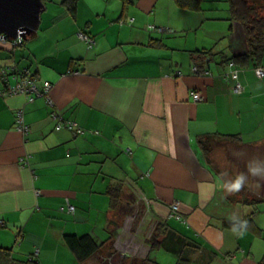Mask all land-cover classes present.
Returning <instances> with one entry per match:
<instances>
[{"label":"crops","instance_id":"1","mask_svg":"<svg viewBox=\"0 0 264 264\" xmlns=\"http://www.w3.org/2000/svg\"><path fill=\"white\" fill-rule=\"evenodd\" d=\"M49 2L44 25L25 41L24 58L5 61L51 85L48 104L42 96L27 101L23 93L0 91V244L16 256L34 254L36 264H75L64 233L101 243L123 228L106 192L119 179V205L142 216L133 230L108 240L120 252L115 264H128L131 254L175 264L171 251L150 248L158 220L184 241L176 246L190 264H205V251L217 253L208 264H264V226L256 222L261 231L238 238L222 225L225 217H240L232 207L243 208L226 198L198 145L199 137L218 133L252 145L264 139V75L241 56L247 46L240 24L227 18L228 4L190 10L175 0H77L73 16L62 0ZM213 9L223 12L208 13ZM81 30L91 47L78 39ZM195 49L207 55L193 56ZM258 65L264 70V57ZM19 108L27 132L17 129ZM60 117L84 131L58 128ZM129 193L139 199L128 201ZM66 201L75 205L73 214L59 210ZM173 204L181 219L171 216ZM119 244L132 248L121 251ZM101 257L85 264H105Z\"/></svg>","mask_w":264,"mask_h":264},{"label":"trees","instance_id":"2","mask_svg":"<svg viewBox=\"0 0 264 264\" xmlns=\"http://www.w3.org/2000/svg\"><path fill=\"white\" fill-rule=\"evenodd\" d=\"M122 1L126 3L131 2V0H122ZM226 1L228 4L227 18L230 21H236L242 27V39L246 43L247 50L246 53L241 54V56L245 58L247 57L248 60L250 61L252 60L257 69L260 67V65L258 64L260 63L261 59L264 57V0H226ZM201 2L202 0H175V3L179 7L190 10H200L202 8ZM62 3L66 5L67 11L74 16L75 9L77 7L76 6L77 0H62ZM81 31L87 34L85 31L83 30ZM87 35L90 36L89 34ZM26 40L21 39L19 41V39L11 40L8 38H3V41H0V82H1V86L3 85L2 86L3 88H1L0 91L4 89L3 92H7L9 88L13 87L16 84L19 76L29 74L32 77H36L37 79L36 85L38 88V92L40 93L43 92V82L45 80L38 79L37 75L34 72H31L29 67L26 66L23 68H19L17 64H13L12 62L11 63L5 62L8 60L11 61L13 60L14 62H17L18 59L24 58L21 55H23L22 53L24 52ZM83 42L87 45V47H91L94 41L92 42L91 46H89L86 41L83 40ZM207 53H209V51H207ZM192 54L193 56L195 54H198L197 57L207 55L206 51H202L200 49H195L192 52ZM26 58H29V56L27 55ZM195 67H196V71L200 69L197 66ZM11 78H14L16 81L15 84L13 85L9 84ZM3 94H7V93H3ZM23 94L26 96L27 101H32L35 100L37 97L42 96L46 99V102L47 101L49 102V99L46 98L44 94H37V92L35 91L29 93H23ZM29 98H31V100H29ZM19 110L22 112L23 115L24 113L23 109L19 108ZM15 120H16V114H15ZM65 121L67 120H64L60 117V120L57 121L56 123L57 127L58 128L68 127V126H64ZM70 121L73 122L74 126L68 128H72L73 130H75V133H81L84 131L83 128H81L75 121L73 120ZM15 123L17 125V121H15ZM23 123H24V119H23ZM211 140L215 142L229 141L231 143H235L236 145H240V146L245 142L242 139V137L238 134L218 133L217 135L210 134L199 137L198 145L201 150L203 160L220 177V180L223 185V180H226L228 178L222 177L221 174L224 172L231 174V171L230 170L223 171L222 169L217 167V163L214 160H212L211 157L209 158L208 154L213 148V146L209 145V142H211ZM237 161L240 167V171L238 173L244 171L247 172V167L244 166L245 164L240 163L239 160ZM235 175L236 173L232 174L231 178H235ZM258 182H263L262 193H257L258 190H256L255 187L249 184V183L255 184ZM122 186H123L122 181L119 179H115L113 180V182H109L108 185L106 186V192L109 194L111 206L114 212L117 211V217L119 219L117 221L119 222V224L124 213H127L125 211V207H123L122 204L119 205L120 199L123 195ZM224 194L231 203L240 202L241 204L250 205L251 208L249 212H245L239 218L248 221L250 225L249 229L254 228L255 231L256 230L261 231V228L256 223L255 218L257 216L256 214L259 211H261L259 207L260 202H264V179L259 177H252L251 175H249V180L247 181L245 187L240 192L229 195L224 190ZM75 208H76L75 205H73V209L69 210L67 208V205L64 203V205L61 206L59 210L73 214ZM137 211L138 209H136V213L134 214V218L132 221L133 222V224L131 225L132 230L134 228V223L137 220H139L140 217L142 216L141 212L138 213ZM139 211H141V209H139ZM171 211H173V213L171 212V216L177 219H181L180 217H177V215L175 214L177 213V210L174 211L171 207ZM234 224L237 227V229L240 228L239 219H236L234 221ZM4 225H5L4 221L0 219V226L2 227ZM222 225L227 228L232 227V223L230 219L227 217L223 218ZM167 227H168L167 222L160 220L157 221L155 227L152 229L147 239L150 248H158L159 246L163 247L165 250L171 251L173 254L176 255L175 264H190L192 261L190 256H188L185 253V251L182 250L181 246L179 248L176 246L177 241H178V245L181 244V242L183 243L184 241L180 240L177 236H173V234H171L170 232H167L166 231ZM15 235L18 236L19 235L18 232ZM113 235L115 234L112 230L109 232V236L103 242L97 243L90 234L76 235L74 233L66 232L63 234V240L66 243V245L69 247L71 252L73 253L76 260L75 264H85L87 260L98 255L113 257L117 254L115 250L113 251L112 246H109L110 243L107 244L108 240L112 239ZM184 246L186 245L184 244ZM194 248L198 249L199 247L197 245ZM216 256L217 253L215 251H205L203 253V257L201 258V260L204 261L205 259V264H208L211 260H214ZM37 261H38L37 257L34 254H30L26 257L16 256L14 254L12 246H4L0 244V264H36ZM105 264H111V263L105 261ZM130 264H160V263H158L149 256H145V257H133V258L131 257Z\"/></svg>","mask_w":264,"mask_h":264},{"label":"rangeland","instance_id":"3","mask_svg":"<svg viewBox=\"0 0 264 264\" xmlns=\"http://www.w3.org/2000/svg\"><path fill=\"white\" fill-rule=\"evenodd\" d=\"M44 2L48 7L50 4L49 0H44ZM165 2L172 3V0H160L161 5H163ZM226 4H227L226 0H202V2H201L202 8H204L205 6L223 8L226 6ZM80 9L82 12L88 11L83 5L80 6ZM174 9L175 8L172 6V7H170V9L168 8L166 10V13L168 14L171 10H174ZM222 12L223 11H219V10L216 11L215 9H213V10H209L208 13L222 14ZM47 13H48L47 10H44L42 12L40 25H44ZM216 23H218V22H216ZM185 24H190V23L186 22ZM0 37H1V35H0ZM81 41H83V40H81ZM209 145L213 146V148L211 149V151L208 154L209 158L211 157V159L217 163V167H219L223 171H226V170L231 171V174H228V176H226L228 179L231 178L232 174H234V173L238 174V172L240 171V167L238 165L237 160H239L240 163L245 164L244 166H246V167H247L248 162L250 160H252L253 158H259L261 160H264V139H262V141H260V144H258V142H257V143H254L253 145L250 143H243L240 146V145H236L235 143H231L229 141L228 142H222V141L221 142H215L212 140H211V142H209ZM114 163L117 164L116 161H114ZM244 173H247V172L244 171ZM112 176H115V178H118L117 175H112ZM130 176L133 179H135L137 177L135 175H130ZM112 178H114V177H112ZM248 180H249V177H248ZM126 183H127V181H126ZM249 184L251 186L255 187L256 190H258L257 193H262L263 182H258L255 184L249 183ZM136 197H138V193H133V194L129 193V194H127L126 199L129 201L130 198H134V201H135ZM128 201H125V202H128ZM234 204L238 205V207L243 208V210H241L240 208L237 209L235 207H232V209L236 210V212L239 216H241V214L243 215L245 212H249V210L251 208L250 205L241 204L240 202H234ZM259 207H260L261 211H259L256 214L257 216H256L255 220L257 223L261 222V224L264 226V202H260ZM127 215L128 216L130 215V216L129 217L127 216L126 220L124 219L125 215L120 220V225L123 224L124 226H123V228L121 227L118 234L115 233L114 237H117L119 234H122V233H128L132 229L131 225H132V221L134 218L133 211H129L127 213ZM110 246H111V244H110ZM119 246H120L119 249H121V251L122 250L127 251L129 249L131 250V248H132L131 245L125 246L124 244H121V245L119 244ZM112 248H113V251L115 250V252H117L118 254H116L115 257L102 255V257L100 259L98 258V262L103 260L104 263H105V261H108V262H111V264H115L118 261H120L119 260V259H121L120 252L117 251V249H115L113 245H112ZM155 255H158V254L155 253ZM131 256L133 258V254H131ZM113 260H114V262H113ZM125 264H127V263L125 262ZM128 264H130V260L128 261Z\"/></svg>","mask_w":264,"mask_h":264},{"label":"water","instance_id":"4","mask_svg":"<svg viewBox=\"0 0 264 264\" xmlns=\"http://www.w3.org/2000/svg\"><path fill=\"white\" fill-rule=\"evenodd\" d=\"M45 9L43 0H0V35L11 40L35 38Z\"/></svg>","mask_w":264,"mask_h":264},{"label":"built area","instance_id":"5","mask_svg":"<svg viewBox=\"0 0 264 264\" xmlns=\"http://www.w3.org/2000/svg\"><path fill=\"white\" fill-rule=\"evenodd\" d=\"M77 37L79 39H81V40L86 41L89 46H91V44L93 42L92 38L90 36H88L87 34H85L84 32H82V31H79L77 33ZM3 38L4 37L1 36L0 37V41H3ZM19 41H20V39H19ZM193 70L196 71V67H193ZM257 73L260 76H263L264 75V70L261 67H259V68H257ZM232 76L234 78L237 77L236 70H234L232 72ZM19 77L17 79L16 84L13 87L9 88L7 92H2V93L15 94L17 92L18 93H29V92L35 91V92H37V94H44L46 96V98H48L47 91L50 88L49 81L45 80L43 82V92L40 93V92H38V88H37V85H36V80H37L36 77H32L29 74H26V75H23V76H19ZM242 89H243V87H242L241 83L239 81H236V83H235V85L233 87V91H235V92L238 93V92H241ZM190 94H191V97H192V99L194 101H198V100H200L202 98L201 95H200V93L197 92V91H194L193 90V91L190 92ZM29 100H31V98H29ZM15 114H16V121H17V129L19 131H21V132H27V129L28 128L23 123V115H22V112L19 109H17L15 111ZM64 126L73 127L74 124H73V122H71L70 120H68V121H65L64 122ZM76 131H77V129H76ZM66 205H67V208L69 210H72L73 209V205L70 204L68 201H66ZM177 208L178 207H177L176 204H173L172 205V209L174 211L177 210ZM175 214L177 215V217H179L178 213H175Z\"/></svg>","mask_w":264,"mask_h":264},{"label":"clouds","instance_id":"6","mask_svg":"<svg viewBox=\"0 0 264 264\" xmlns=\"http://www.w3.org/2000/svg\"><path fill=\"white\" fill-rule=\"evenodd\" d=\"M251 175L252 177H259L264 179V160H261L259 158H253L250 160L247 164V173L241 172L235 175V178H230L223 180V189L229 194H235L240 192L246 185L248 181V177ZM222 177L228 176L227 172H224L221 174ZM232 227L231 232L236 235L238 238H242L247 231L249 230V223L247 220L240 219L238 216L233 214L231 217H229ZM236 219L240 220V228L237 229V227L234 224V221Z\"/></svg>","mask_w":264,"mask_h":264},{"label":"flooded vegetation","instance_id":"7","mask_svg":"<svg viewBox=\"0 0 264 264\" xmlns=\"http://www.w3.org/2000/svg\"><path fill=\"white\" fill-rule=\"evenodd\" d=\"M112 261V260H111ZM109 263H111V262H109Z\"/></svg>","mask_w":264,"mask_h":264}]
</instances>
